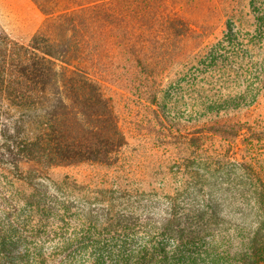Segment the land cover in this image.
Wrapping results in <instances>:
<instances>
[{
	"label": "rangeland",
	"instance_id": "obj_1",
	"mask_svg": "<svg viewBox=\"0 0 264 264\" xmlns=\"http://www.w3.org/2000/svg\"><path fill=\"white\" fill-rule=\"evenodd\" d=\"M226 1L202 0L204 45L222 37ZM248 2L235 11L250 29ZM45 20L33 0H0V29L14 41L29 43ZM181 70L154 74L156 99L125 83L126 69L101 76L127 139L117 163L57 166L28 182L0 171V264H264V132L171 130ZM236 115L264 126V91Z\"/></svg>",
	"mask_w": 264,
	"mask_h": 264
},
{
	"label": "trees",
	"instance_id": "obj_2",
	"mask_svg": "<svg viewBox=\"0 0 264 264\" xmlns=\"http://www.w3.org/2000/svg\"><path fill=\"white\" fill-rule=\"evenodd\" d=\"M33 1L46 20L29 43L0 29L4 175L28 182L57 166L117 163L127 139L101 76L120 69L127 71L125 83L143 85L155 99L160 90H152L154 74L167 65L182 69V77H171L176 133L179 121L201 122L203 132L225 140L264 132L262 121L252 125L236 115L264 91V0L248 2L250 29L236 13L245 0H227L225 8L232 10L222 37L207 45L201 28L210 7L202 0ZM190 9L202 19L193 23ZM181 106L188 119L181 120Z\"/></svg>",
	"mask_w": 264,
	"mask_h": 264
}]
</instances>
